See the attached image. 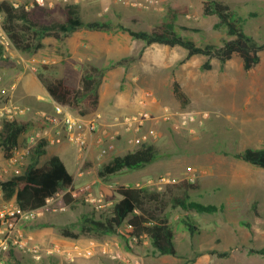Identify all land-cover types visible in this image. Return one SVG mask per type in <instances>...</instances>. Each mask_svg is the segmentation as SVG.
Masks as SVG:
<instances>
[{"label":"rangeland","instance_id":"obj_1","mask_svg":"<svg viewBox=\"0 0 264 264\" xmlns=\"http://www.w3.org/2000/svg\"><path fill=\"white\" fill-rule=\"evenodd\" d=\"M205 1L208 0H193L192 6L182 1L177 9L170 7L167 16L174 12L182 33L200 44L223 43L227 33L214 28L218 17L204 13ZM222 1L231 5L236 13L246 17L247 32L264 42V0ZM253 13L256 15L252 16ZM55 17L60 18L59 15ZM4 18L2 13V24ZM131 27L136 30L153 28L150 21L132 24ZM50 47L48 45L47 50L52 49ZM10 48V51L19 50L14 44ZM140 50L141 48L132 56H136ZM19 51L30 56L40 52L32 54ZM156 51L162 54L165 63L171 64L170 67H163L158 74L163 83V94L167 97L162 113L165 107L173 112L195 111L197 121L191 127L180 129L174 128L171 121L164 117L155 121L158 136L146 144L155 145L158 159L146 167L124 169L106 178L100 177L99 170L116 153L124 155L140 146L130 144L123 135L127 144L106 157L101 164L89 158L83 167V174L88 176L83 181L77 177L76 149L74 146L68 148L64 160L77 177L74 192L76 201L68 205L64 194H59L56 196L59 198L56 202L58 210L50 211L41 220L21 223V226L28 235L35 234L42 241L45 238V244L66 242L63 245L80 244L85 248L91 241H95L93 253L60 254L47 258L44 262H37L19 253L10 255L6 264H264V255L251 251L253 248L264 247V168L224 153L242 151L248 147L264 148V50L261 52L260 63L250 70L244 68L239 55H235L224 65L213 58V67L204 69L203 65L208 57L203 55H196L179 65L178 62L187 54V50L181 46ZM47 60L48 62H43V57L40 58L38 65L51 64L54 66L53 71L57 73L56 65ZM116 62L107 68L102 86V108L105 110L115 109V106L123 107L127 100L137 99L145 91L135 87L129 80L128 70L125 71L122 64L118 65ZM15 71L19 72L18 69ZM65 71L67 75L63 77L66 82L77 86L81 74L70 68ZM175 78L180 80L190 96L187 107L182 106L173 91L171 81ZM16 102L26 106L30 104L27 98H17ZM31 113L32 111L23 121L38 120L29 118ZM3 138L4 131L0 130V144ZM119 142L118 146L123 141ZM21 146L29 147V143L22 142ZM36 146L29 148L23 163L13 165L12 168L4 148L0 147V180L22 173L35 157ZM50 155L48 149L42 160ZM150 166L156 167L154 174L139 173ZM163 176L171 181H159ZM192 177L195 179L191 180ZM184 179L197 184L190 190L192 200L216 204L222 208L208 213L187 211L175 206L174 197L183 193V188L177 183ZM117 184L141 187L148 192L165 196L168 205L163 214L169 218L174 228L179 255L155 252L149 239L134 241L128 223L123 224L116 232L103 233L95 229L83 231V226L88 223L87 218L105 220L111 216L115 203L121 198L114 190ZM91 192L96 196L103 194L104 200L99 203L89 201L87 197ZM189 223L195 225L193 232ZM65 229L70 231V235L64 234ZM44 231L51 233V240L46 239L48 237L43 235ZM214 248L229 250L230 255L220 257L211 254L210 250Z\"/></svg>","mask_w":264,"mask_h":264},{"label":"trees","instance_id":"obj_2","mask_svg":"<svg viewBox=\"0 0 264 264\" xmlns=\"http://www.w3.org/2000/svg\"><path fill=\"white\" fill-rule=\"evenodd\" d=\"M203 11L206 15H216L218 21L214 28L222 29L227 33L223 43L208 42L200 44L197 40L182 33L175 13L171 12L168 19L156 24L152 30H136L123 23L117 25L107 21L85 22L75 5L58 6L53 9L36 7L30 11L15 8L10 0L0 2V13L5 15L3 28L7 31L13 44L19 50L35 54L44 48V39L48 36L64 38L75 30L86 27L92 30H112L116 27L129 32L133 38L144 40L147 45L161 43L171 47L181 46L187 50L186 56L178 64L182 65L196 55L207 56L204 69H211V59L217 58L223 65L235 55H239L246 70H250L261 61V52L264 42H260L254 35L246 30L247 18L236 13L231 5L222 0L205 1ZM59 15L60 18H56ZM256 14H252L254 16ZM4 47L0 43V58L4 55ZM144 49L136 56L118 60L116 64L135 62L142 57ZM54 66L43 63L38 67V77L51 95V97L64 105L69 106L80 115L87 116L96 113L101 105V87L106 77L107 69L90 63L85 67L80 83L70 85L64 77L53 71ZM173 91L183 107L190 103V96L178 78L174 79ZM31 126L46 127L45 120L15 121L5 124L6 136L1 141L6 157H11L14 150L20 145L19 139ZM46 140H41L35 149V157L29 162L25 170L15 174L9 179L0 180L3 200L16 199L22 209H37L46 204L48 198L64 194V200L71 205L76 198L75 176L59 155L52 156L40 164V157L47 152ZM236 159H240L256 167L264 168V148L248 147L242 151H225ZM158 159V151L153 144H144L140 148L129 151L124 155H117L105 164L99 175L106 178L115 175L124 169H140ZM183 188L182 195L174 197V205L183 210L197 212H217L222 207L216 204H204L192 200L190 190L196 187L190 179L177 183ZM114 190L121 196L113 208L110 217L105 220L87 218L84 232L93 229L103 233L116 232L123 224L128 223L132 236H138L139 242L149 239L154 251L166 255H179L176 234L169 218L163 214L168 201L162 194L148 192L141 187H131L117 184ZM1 225V222H0ZM190 230L195 225L189 223ZM70 235L69 230H64ZM75 235V234H74ZM252 252L264 255L263 248H253ZM211 254L228 257L229 250H210ZM21 264V263H19Z\"/></svg>","mask_w":264,"mask_h":264},{"label":"crops","instance_id":"obj_3","mask_svg":"<svg viewBox=\"0 0 264 264\" xmlns=\"http://www.w3.org/2000/svg\"><path fill=\"white\" fill-rule=\"evenodd\" d=\"M182 1H185L189 6L193 5V0H165L159 9L146 10L133 7L130 4L118 0H92L83 1L75 6H77L78 12L85 22L100 20L111 22L115 25L123 23L131 27L132 24L150 21L151 25L154 27L156 24L168 19L167 15L170 7L177 9L179 3ZM1 21L0 19V29L3 25ZM44 44V48L39 52L41 53L40 55L37 53L38 55L35 54L30 56L17 49H12L10 51V48L6 50L3 57L0 58V77H2L0 85L7 87L9 97L15 102L17 98H27L29 100L30 104L28 105L34 109L29 118L39 120V112H54L55 100L51 97L38 77V67L40 66L38 62L40 58L43 57V62H48L47 59H49L52 64L56 65L58 70L57 73L63 77V75H67L65 71L66 68L75 70L82 75L85 67L90 63L107 69L117 60L136 54L140 48L141 50L144 49L142 57L135 62L122 64V67L125 71L128 70L130 82L138 89H143L145 91L137 99L130 98L127 100L123 107L115 106V109L105 110L102 108L103 93L101 87V105L96 113L102 115V125L103 127L106 126L109 132L116 133L119 131L126 136H128L130 132L126 131L122 126L114 124L115 117L132 114L141 109H147L154 115H160V113H162L167 97L163 94V83L158 77V74L163 67H170L171 64L165 63L162 54L159 52L157 53L156 50L166 51L168 47L171 46L161 43L147 45L144 40L135 39L129 32L118 27L112 30H92L82 27L61 39L55 36H48L44 39ZM48 45H51L52 49L47 50ZM17 69L19 70L18 73L15 71ZM168 80L167 78V84ZM173 82L174 79L171 81L172 87ZM149 93L153 95H148ZM153 122L155 121H150L149 124H153ZM35 127L36 126H31L21 135L19 139L20 144L25 141L29 142V137L35 133L37 129H41V127H36V129ZM42 132L47 142L46 149L47 151L48 149L50 150L51 155L45 160H42V155L39 160L40 164L46 162L54 155H59L64 160L65 152L73 145L67 141L63 143H52V138L56 135V131L53 128L45 127ZM120 139L123 142L118 146V150H121L124 145L127 144L123 136L120 137ZM114 152L116 153V150ZM117 155L116 153L115 156ZM91 156V161L99 162L98 164H101V162L106 159V157H104L101 161H97L95 158V149L92 150ZM111 159L108 162H110ZM76 164L77 177L80 181H83L88 175L80 173L79 171L78 152ZM156 170V167L153 168L150 166L144 170H140L139 173L141 175H150L154 174ZM77 177H75V185L78 182L76 180ZM47 214L48 213H45L36 220H41ZM43 235L48 237L46 239L50 240L53 237L49 231H44ZM31 236L37 241L46 242L45 238L42 241V239H38L35 234H31ZM56 243L67 244L66 242Z\"/></svg>","mask_w":264,"mask_h":264},{"label":"built area","instance_id":"obj_4","mask_svg":"<svg viewBox=\"0 0 264 264\" xmlns=\"http://www.w3.org/2000/svg\"><path fill=\"white\" fill-rule=\"evenodd\" d=\"M10 1L15 8H23L30 11L36 7L53 9L58 6L76 5L83 1L92 0ZM118 1L130 4L133 7L153 10L159 9L165 0ZM0 43L5 51L13 45V41L3 28V25L0 29ZM1 81L2 77H0V82ZM0 92V130L4 131L5 137V124L7 122L23 121V118L29 112H33L34 109L31 106L22 105L12 100L8 95L7 87L0 85ZM148 95L153 94L149 93ZM4 97L5 99H3ZM39 114L40 119L45 120L47 123L46 127L53 128L56 131V135L52 138V143H63L67 141L77 149L80 173H84L83 167L86 162H88L89 158H92L91 153L93 149H95L96 160L101 161L104 157H107L117 150L118 144L120 143L119 141H121L120 137L124 135L119 131L111 133L106 126L103 127L101 114L95 113L83 116L75 112L69 106L57 101H54L53 113L41 111ZM162 117L170 120L173 127L176 129L191 127L198 119L197 112L195 111L173 112L169 107H165L164 112L160 115H154L147 109H141L132 114L117 116L115 117L114 124L122 126L126 131L130 132L128 136L125 135L130 144L141 147L158 136V129L155 127V123L149 124V122L158 121L162 119ZM42 130L43 128L41 127V129L36 130L35 133L29 137V147H22L20 144L14 150L13 153H16L8 158L10 166L23 163L30 151L29 148L36 146L41 140H46ZM16 170L20 172L19 169ZM0 175H2L1 171ZM194 179V177L191 178V180ZM159 181L170 182L171 179L163 176ZM2 194L3 192L0 190V197H3ZM73 194L75 193L73 192ZM58 199L59 198L56 197L48 198L46 204L42 207L28 210L22 209L15 198L2 201L0 205V264H6V260L10 255H17L19 253L29 256L37 262H44L47 258L60 254L73 255L75 252H78L89 255L93 253L96 245L95 241H91L90 245L85 248H82L80 244H73L71 246H66L61 243L45 244L25 233L21 223L34 221L45 213L58 210L59 208L56 206ZM87 199L99 203L104 200V195L100 194L96 196L91 192ZM132 237L136 242L140 240L138 236Z\"/></svg>","mask_w":264,"mask_h":264}]
</instances>
